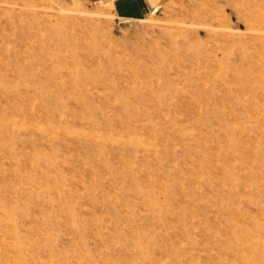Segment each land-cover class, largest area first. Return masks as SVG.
Wrapping results in <instances>:
<instances>
[{
	"label": "rangeland",
	"instance_id": "374dc122",
	"mask_svg": "<svg viewBox=\"0 0 264 264\" xmlns=\"http://www.w3.org/2000/svg\"><path fill=\"white\" fill-rule=\"evenodd\" d=\"M0 0V264H264V0Z\"/></svg>",
	"mask_w": 264,
	"mask_h": 264
},
{
	"label": "crops",
	"instance_id": "0c3cea01",
	"mask_svg": "<svg viewBox=\"0 0 264 264\" xmlns=\"http://www.w3.org/2000/svg\"><path fill=\"white\" fill-rule=\"evenodd\" d=\"M110 7L118 20L139 21L148 16L157 2L161 0H99Z\"/></svg>",
	"mask_w": 264,
	"mask_h": 264
}]
</instances>
